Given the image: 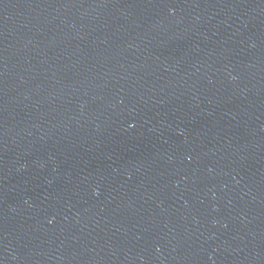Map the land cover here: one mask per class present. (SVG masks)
Masks as SVG:
<instances>
[{
    "label": "water",
    "instance_id": "water-1",
    "mask_svg": "<svg viewBox=\"0 0 264 264\" xmlns=\"http://www.w3.org/2000/svg\"><path fill=\"white\" fill-rule=\"evenodd\" d=\"M0 264H264V0H0Z\"/></svg>",
    "mask_w": 264,
    "mask_h": 264
}]
</instances>
